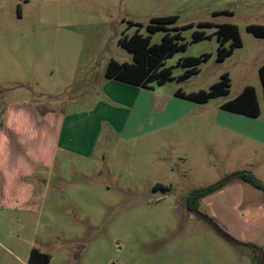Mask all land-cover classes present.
Masks as SVG:
<instances>
[{"label": "rangeland", "instance_id": "374dc122", "mask_svg": "<svg viewBox=\"0 0 264 264\" xmlns=\"http://www.w3.org/2000/svg\"><path fill=\"white\" fill-rule=\"evenodd\" d=\"M167 15L178 17L172 26L194 24L181 30L186 49L164 61L174 77L185 71L176 65L180 59L211 57L185 80L141 88L129 107V127L139 125L138 136L122 138L103 121L90 156L58 151L49 167L33 174L31 180L47 184V196L40 211L22 204L0 208V214L16 216L0 223V264H29L32 248L50 254L48 264H259L261 256L264 264V245L257 252L227 242L185 205L191 190L232 171L245 169L264 181V144L241 132L264 125L258 73L264 37L246 30L248 24L264 25V0H0V113L23 102L37 117L41 110L59 117L89 113L99 100L109 101L106 63L132 61L118 38L136 28L146 35L151 18ZM128 21L140 26L128 27ZM204 21L235 24L241 46L216 61L215 35L191 42L195 30H216L196 26ZM163 33H154L151 43ZM224 72L230 78L227 95L206 103L174 95L177 89L208 90ZM246 85L256 90L258 117L220 108ZM249 188L244 197L252 200L250 220L245 224L248 217L237 214L235 223L250 236L261 232L263 193ZM209 195L198 210L233 228L232 216L221 209L241 196V188L229 185Z\"/></svg>", "mask_w": 264, "mask_h": 264}, {"label": "crops", "instance_id": "0c3cea01", "mask_svg": "<svg viewBox=\"0 0 264 264\" xmlns=\"http://www.w3.org/2000/svg\"><path fill=\"white\" fill-rule=\"evenodd\" d=\"M141 88L143 87L106 78L103 90L109 101L99 100L89 113L63 114L59 117V114L55 115L54 111L41 110V116L37 117L33 107L25 102L11 104L3 114L0 113V208L15 209L16 205L22 204L37 207L40 211V202L42 204L47 196V184L43 187V184L31 180V176L41 174L43 168L49 167L58 151L90 156L103 121L122 138L138 136L139 125H133L132 129L129 127V124L134 122V118L130 120L132 115L129 107L134 106L136 99L142 93ZM231 128L236 127L231 126ZM241 132L264 144V125H256L250 130ZM37 168L41 169L40 172ZM253 176L255 177L254 173ZM237 179L232 178L221 187L236 185L241 188V196L232 199L230 203L225 202L221 209L225 213L224 216H232L233 228L226 224H218L230 236L260 249L264 245V239L256 238L261 236L264 238V194L263 200L258 203L263 212L262 223L258 225V230L261 232L260 234L252 232L249 236L244 230L237 228L235 218L240 221L241 217H248L247 220H243L245 224H248L250 220L251 204L249 202L252 200L245 198L244 194L250 193L251 185L240 178ZM258 180L264 182L263 179ZM209 196L208 194L199 199L198 206L201 207ZM237 214L240 216L239 219ZM15 217L10 212L1 213L0 223ZM225 220L230 222L229 219Z\"/></svg>", "mask_w": 264, "mask_h": 264}, {"label": "trees", "instance_id": "16d2710c", "mask_svg": "<svg viewBox=\"0 0 264 264\" xmlns=\"http://www.w3.org/2000/svg\"><path fill=\"white\" fill-rule=\"evenodd\" d=\"M217 13L218 12H214ZM177 15H167L153 17L146 25L147 34L143 35L136 28L131 35L124 34L118 38L117 43L122 48L127 50L132 55L131 62H118L115 59H110L105 67L104 76L108 79H114L130 85L143 88H150L152 83L163 85L168 81L176 79L177 81L185 80L199 72L198 65L207 61L210 53H203L199 56H186L177 62V66L185 68V71L174 77L172 75V66H164V61L172 57L176 52L183 51L187 47V42H181L182 29L191 28L193 23H188L182 27L172 26L177 20ZM140 26L139 23L128 21V27ZM198 28L216 27V30L211 34H206L202 30L192 32L191 42L201 39L210 38L215 35L218 42L216 49V61L221 62L226 57L230 56L234 49L241 46L238 27L233 23L213 24L211 22H198ZM246 30L257 37H264L263 24H248ZM158 31H163V35L158 43H151L152 35ZM230 41L229 46L225 43ZM259 80L262 86L264 98V63L258 68ZM230 78L228 73L224 72L220 75V79L213 83L208 90H198L195 92H184L177 89L175 96L189 100L195 103H206L212 98L227 95L229 93ZM220 108L224 111L245 115L248 117H258L260 114L259 104L256 98V92L253 86L246 85L232 99L223 102ZM236 178H240L256 189H259L264 194V184L256 179L249 171L237 172ZM230 180V179H229ZM229 180H222L217 183L195 188L185 198L187 210L197 209L198 201L202 197L211 194L220 189ZM257 252L258 248L248 244ZM50 255L36 248H32L29 253V264H48Z\"/></svg>", "mask_w": 264, "mask_h": 264}, {"label": "water", "instance_id": "95a60500", "mask_svg": "<svg viewBox=\"0 0 264 264\" xmlns=\"http://www.w3.org/2000/svg\"><path fill=\"white\" fill-rule=\"evenodd\" d=\"M237 175L236 173L231 174L230 176H228L227 178H225L224 180H229L234 178ZM191 213L199 218L200 220L204 221L206 224H208L221 238H223L224 240H226L229 243L235 244V245H239V246H247L246 243H242L236 239H234L233 237H231L230 235L226 234L213 220H211L208 216L202 214L199 210L197 209H192ZM259 264H263V257L261 256Z\"/></svg>", "mask_w": 264, "mask_h": 264}, {"label": "flooded vegetation", "instance_id": "af4514ba", "mask_svg": "<svg viewBox=\"0 0 264 264\" xmlns=\"http://www.w3.org/2000/svg\"><path fill=\"white\" fill-rule=\"evenodd\" d=\"M191 210H192V209H191ZM191 210H190V211L188 210V211L191 213ZM197 210H198V208H197ZM191 214H192V213H191Z\"/></svg>", "mask_w": 264, "mask_h": 264}]
</instances>
